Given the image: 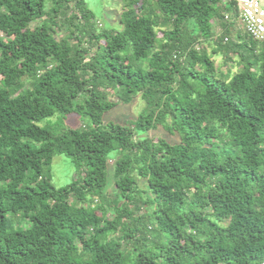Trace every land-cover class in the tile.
<instances>
[{
	"label": "trees",
	"instance_id": "16d2710c",
	"mask_svg": "<svg viewBox=\"0 0 264 264\" xmlns=\"http://www.w3.org/2000/svg\"><path fill=\"white\" fill-rule=\"evenodd\" d=\"M121 1L100 28L86 0H0V264H264V41L237 0Z\"/></svg>",
	"mask_w": 264,
	"mask_h": 264
},
{
	"label": "rangeland",
	"instance_id": "374dc122",
	"mask_svg": "<svg viewBox=\"0 0 264 264\" xmlns=\"http://www.w3.org/2000/svg\"><path fill=\"white\" fill-rule=\"evenodd\" d=\"M86 5L92 9L96 14V19L98 26L103 28L105 26L118 27L119 18L122 10L121 0H86ZM261 6L264 9V0H261ZM217 26V25H216ZM158 36L161 38L163 35L160 30H158ZM209 54L212 53V47H207ZM216 63V67L219 68L223 73H227L230 66H225L223 64L222 56L216 55L213 57ZM232 72L236 71V68L231 67ZM222 75V73H221ZM113 101H117L113 98ZM145 104L143 100L138 97L131 104H119L116 108L112 109L106 113L104 117L105 124L110 121H118L120 123H127L131 119H136L144 111ZM52 119L44 120L40 123L41 126L50 124ZM66 124L75 128L83 127V119L79 115H72L66 121ZM154 137L156 140L158 137L165 138L170 142H178L179 138L170 135L163 127L159 126L158 130H151L143 136ZM158 136V137H157ZM109 167V185L106 190L107 193H113L115 187V180L113 175L114 161L110 160ZM79 171L75 163L66 156H57L53 160L51 168L52 183L56 188H62L71 183L73 179H78ZM139 187L142 189L146 188V181L142 178H138ZM111 217V216H109Z\"/></svg>",
	"mask_w": 264,
	"mask_h": 264
},
{
	"label": "built area",
	"instance_id": "2783aa9c",
	"mask_svg": "<svg viewBox=\"0 0 264 264\" xmlns=\"http://www.w3.org/2000/svg\"><path fill=\"white\" fill-rule=\"evenodd\" d=\"M231 16L226 14L225 19L230 21ZM237 23L254 40L264 41V9L261 0H237Z\"/></svg>",
	"mask_w": 264,
	"mask_h": 264
},
{
	"label": "bare ground",
	"instance_id": "6f19581e",
	"mask_svg": "<svg viewBox=\"0 0 264 264\" xmlns=\"http://www.w3.org/2000/svg\"><path fill=\"white\" fill-rule=\"evenodd\" d=\"M85 261V260H84Z\"/></svg>",
	"mask_w": 264,
	"mask_h": 264
}]
</instances>
